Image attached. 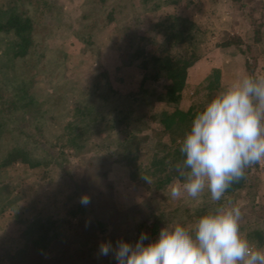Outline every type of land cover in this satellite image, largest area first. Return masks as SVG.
Wrapping results in <instances>:
<instances>
[{"label": "rangeland", "instance_id": "obj_1", "mask_svg": "<svg viewBox=\"0 0 264 264\" xmlns=\"http://www.w3.org/2000/svg\"><path fill=\"white\" fill-rule=\"evenodd\" d=\"M37 1L0 0L1 22L18 15L31 23L23 56L15 55L21 42L15 27L7 23L0 31V163L13 149H23L28 158L0 164V264H116L111 253L100 254L101 242L134 245L138 224L152 221L159 223L157 239L165 224L192 227L216 206L207 192L198 203L172 199V181L157 188L151 173L148 184L144 167L134 171L126 145L118 144L129 136V155L145 165L150 152L165 151L157 143L169 144L152 115L199 103L202 110L235 78L264 75V0H245L244 7L233 0H48L52 10L44 12ZM169 14L189 17L203 31L177 99L167 94L169 80L148 76L158 70L154 57L190 50L187 44H166L154 30L153 22ZM214 68L219 86L208 91ZM22 97L32 105L21 107ZM76 107H92L99 125L80 148L57 138L70 121L82 125L72 116ZM121 115L126 118L119 120ZM85 194L87 205L80 202ZM225 200L241 210L242 235L264 248V161ZM71 210L78 212L70 216ZM45 228L48 238L56 232L59 239L36 257L32 235Z\"/></svg>", "mask_w": 264, "mask_h": 264}, {"label": "clouds", "instance_id": "obj_2", "mask_svg": "<svg viewBox=\"0 0 264 264\" xmlns=\"http://www.w3.org/2000/svg\"><path fill=\"white\" fill-rule=\"evenodd\" d=\"M179 152L170 197L198 203L207 192L216 206L192 227L179 221L165 224L147 244L144 233L134 245L101 242L100 254L111 253L116 264H264V248L241 233L240 208L225 200L246 169L264 161V75L245 73L220 89L195 114ZM80 202L87 205L90 199L85 194Z\"/></svg>", "mask_w": 264, "mask_h": 264}, {"label": "trees", "instance_id": "obj_3", "mask_svg": "<svg viewBox=\"0 0 264 264\" xmlns=\"http://www.w3.org/2000/svg\"><path fill=\"white\" fill-rule=\"evenodd\" d=\"M103 2L104 0H100ZM143 2L149 0H141ZM176 1V0H173ZM236 4H239L241 7H244L246 3H250L252 0L245 2V0H233ZM37 4H42L43 12L52 10L51 4L48 0H38ZM94 10V7H93ZM109 20L112 16L111 13H107ZM87 17V15H86ZM10 19V21H9ZM6 22L0 21V31L3 28L7 27V23L15 27V32L21 36V42L16 47V56H23L28 50L30 44V36L28 34L29 29H31L30 19L28 17L22 18L18 15L11 16ZM95 22V21H94ZM154 30L163 35L165 43L168 45L172 44H187L190 47V50L181 53L179 55H170L168 53L164 56L154 57L157 63L158 70L151 73L149 76L150 79L157 80L160 76L166 78L170 81L167 94L171 96L172 99H177L176 93L182 91L185 87L188 68H190L197 60L198 55L196 54L194 45L196 44L199 35L203 33L200 26L190 19L189 17H184L181 15L169 14L163 17H160L152 24ZM90 28V32L94 30V25L92 23L87 25ZM86 27V28H87ZM85 28V29H86ZM83 36V35H82ZM84 38H86L84 36ZM89 40V38L87 39ZM258 40V38H255ZM220 80V71L217 68L212 69L211 73L208 75L206 88L208 91L218 88ZM32 105V102L29 100L21 98V107H29ZM85 109V110H84ZM201 109V104L197 106L191 105L187 109L175 108L173 110H162L159 115H152V118L158 120L162 126V131L166 132L169 136V144L166 143H157L156 146L164 147V150L160 155L157 152H150L148 154L147 163L141 165V163H136L138 155H129L132 150H127L132 145L133 142H130L128 137H125L123 141L119 142V146L125 147V158L128 160V165L131 168L138 170L137 168L143 166V174L146 176L149 173L156 177L155 186L157 188L162 187L170 183L173 178L176 176L175 165L178 161L182 159L181 153L179 152V147L181 140L187 130L190 129V124L195 114ZM92 107L85 108L76 107L73 112L74 118H80L82 125L77 126L76 124L71 123V121L65 125L66 130L60 134L57 138L64 140V145L72 146L75 148H80L81 141L86 140L92 134L96 133L99 129L97 118L95 117L96 113L93 114ZM126 118V115H121L118 119L121 120ZM128 124V123H126ZM4 126V123L0 119V127ZM160 151V149H158ZM27 152L23 149H13L8 152L6 157L1 161V167L10 164L13 160L20 158L23 161H28ZM26 156V157H25ZM250 168L246 169V174ZM246 183L245 178L241 179L238 183H234L231 188L227 191L229 193H235L241 190ZM78 211L71 210L68 211L70 216H75ZM45 223H49L46 221ZM50 223H52L50 221ZM158 222L152 221L150 224H145L141 222L136 228L137 239L140 238L141 233L147 235L148 239L144 241L145 244L149 243L154 239L156 233H158ZM47 229L45 228L42 234V231L38 229L33 232V239L31 240L32 254L39 257L46 252L47 248L51 245L53 240H58V233L54 232L49 238L46 236ZM32 238V237H31ZM50 262V261H48ZM36 264H40L36 262Z\"/></svg>", "mask_w": 264, "mask_h": 264}]
</instances>
